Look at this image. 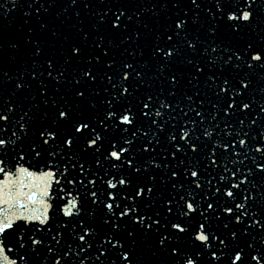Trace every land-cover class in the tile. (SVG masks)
Instances as JSON below:
<instances>
[{
	"label": "snow or ice",
	"instance_id": "6c2138e0",
	"mask_svg": "<svg viewBox=\"0 0 264 264\" xmlns=\"http://www.w3.org/2000/svg\"><path fill=\"white\" fill-rule=\"evenodd\" d=\"M79 2H0V264H264V0Z\"/></svg>",
	"mask_w": 264,
	"mask_h": 264
},
{
	"label": "water",
	"instance_id": "95a60500",
	"mask_svg": "<svg viewBox=\"0 0 264 264\" xmlns=\"http://www.w3.org/2000/svg\"><path fill=\"white\" fill-rule=\"evenodd\" d=\"M0 2H2V0H0ZM28 2L30 3L31 0H28ZM88 2L90 4V10H92L93 8L96 7H101L102 5H100V0H80V2L73 6V8H79L82 12H83V3ZM155 2V0H144V3L147 6H151V4ZM208 0H202V4H207ZM67 4V0H57V6L53 8V13L55 12H59L61 10V8L65 7ZM184 4L188 5L189 4V0H184ZM7 7V5H6ZM38 7V4H34L33 8ZM73 9H68V14L71 15ZM214 11V9H213ZM202 16H206L205 12H201ZM61 20L63 19V17L60 18ZM145 19L150 21V17L148 14H145ZM3 22L5 24V27H11L12 31H15L16 28H18L20 26V24L22 23V18H21V13L19 12V10H17L16 12L12 13L11 15L3 18ZM56 23H59V20L56 21ZM260 35H264V33H260ZM245 39H250L253 42H258L259 41V36L254 34V33H248L245 35ZM12 89V85L8 84L3 86V88H0V95L2 96H8L11 92ZM27 96V94H23L20 99L23 101L24 105L27 106L31 101L30 99H26L25 97ZM2 102V101H0ZM38 102V101H37ZM41 107H43L41 105ZM138 146L136 143H134L133 147ZM157 151H159V149H157ZM149 154L148 153H144V156L147 157ZM157 159H159V157H157ZM15 166H23V167H30V170H37V165L35 164L34 161H32L30 158L25 157L24 160H17L15 157H13L11 160L8 161V164L6 165V168L10 171H14L15 170ZM231 166V165H230ZM39 168H43V166H39ZM58 179H60V184L63 185L64 181L62 178L57 177ZM3 179V176L0 175V180ZM59 189V185L53 184L50 191L52 193L53 196L56 195L57 191ZM67 190H72L71 186L67 187ZM74 191V190H73ZM61 196L66 195V193H60ZM165 195H167V192L165 191ZM222 202V201H221ZM60 203L59 200H55L53 202V206H55V204ZM157 207H159V204L157 205ZM22 214H26L24 213V210L21 209L19 206H16L14 204H6L3 202H0V219H5V218H11L14 220V224L15 223H24L25 221L23 219H21V215ZM49 215L51 216V210L49 212ZM215 226V225H214ZM245 240L247 238H244ZM241 243H244V240L241 241Z\"/></svg>",
	"mask_w": 264,
	"mask_h": 264
}]
</instances>
